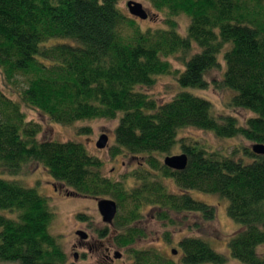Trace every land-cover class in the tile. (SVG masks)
<instances>
[{
    "label": "trees",
    "instance_id": "obj_1",
    "mask_svg": "<svg viewBox=\"0 0 264 264\" xmlns=\"http://www.w3.org/2000/svg\"><path fill=\"white\" fill-rule=\"evenodd\" d=\"M118 1L0 0V76L18 98L0 87V171L19 175L35 163L71 194L115 200L111 229L107 226L100 236L111 232L113 243L131 255L129 264H224L227 256L198 236L178 240V262L155 248L133 247L144 236L139 226L144 208L173 226L183 224L187 213L212 221L215 207L187 190L215 194L227 199L228 216L240 224L227 242L230 256L243 264H264V251L259 252L264 245V156L251 146L225 156L178 138L179 130L194 127L219 138L264 143V0H146L164 12L166 26L145 30L117 7ZM180 14L189 18L185 35L177 31ZM222 51L224 70L212 84L232 91L228 104L234 109L254 113L242 125L230 114L214 116L209 100L184 90L209 87L206 74L220 67ZM177 54L182 70L168 60ZM168 74L183 88L169 101L158 102L141 90ZM22 105L62 126L121 113L109 155L141 160L132 172L112 179L82 142L39 138L41 124L27 120ZM90 130L88 125L78 128L79 133ZM177 143L187 155L181 170L156 156L172 152ZM239 152L247 162L237 157ZM164 179H172L178 190L169 191ZM180 214L183 223L175 218ZM76 217L86 220L82 213ZM52 218L45 196L0 178V261L66 264V253L48 230ZM171 238L164 231L167 243Z\"/></svg>",
    "mask_w": 264,
    "mask_h": 264
},
{
    "label": "rangeland",
    "instance_id": "obj_2",
    "mask_svg": "<svg viewBox=\"0 0 264 264\" xmlns=\"http://www.w3.org/2000/svg\"><path fill=\"white\" fill-rule=\"evenodd\" d=\"M128 0H119L118 8L125 14L130 15L127 9ZM143 5V8L148 13L146 19L135 20L142 30L147 28H161L166 25L163 23L165 17L163 11H157L152 8L146 0H135ZM131 16V15H130ZM178 22L177 31L181 35L186 34L189 18L185 14H180L175 17ZM57 39H52L54 41ZM50 41V42H51ZM223 51L218 54V61L221 63L219 68L212 69L207 72L206 78L211 83L206 89L185 88L196 96L209 100L212 104V113L214 116L230 114L237 118L239 124H244L246 118L253 116L254 113L247 109L233 108L230 106L229 99L232 91L214 86L213 81L220 80L224 70V62L222 58ZM181 55L177 54L169 56L173 68L182 70ZM0 87L13 99H18L16 94L4 84L0 76ZM176 83L173 75H160L155 78V83L150 87H143L141 90L148 93L149 96L158 102H166L172 98L176 92L182 90ZM27 120L38 122L42 126V131L39 138H50L58 141L75 140L82 142L88 153L100 157L102 160V173L112 179H121V175L126 172H132L137 167V162L141 159L138 157H130L120 154L115 157L109 155L108 147L114 143V129L119 123L121 113L114 119H84L78 120L70 126H62L50 121L47 116H44L40 111L22 105ZM89 126L90 132L79 133L78 128ZM108 135V143L104 148H97L96 141L101 135ZM178 138L182 143L193 144L197 143L208 151H217L225 156L230 154L236 147L252 145L251 142L244 140L242 137H216L212 131L201 130L192 127H186L178 132ZM172 152L156 154L158 159L163 162L167 155L182 153L180 144L177 143ZM241 155L239 152L237 157ZM236 157V158H237ZM243 162L248 159L245 156H240ZM0 178L14 179L21 184L33 187L40 195L47 198L49 210L53 214L48 230L52 234L67 255L66 264H129L131 255L126 249L116 246L112 240V233L106 236H100V232L107 226L111 229L110 224L102 221L101 215L97 209V198L81 197L71 194L70 188L60 183L54 182L48 171L41 165L30 163L25 166L23 173L19 175H11L0 171ZM163 183L171 192H176L177 186L172 179H164ZM189 195L206 204L215 207V219L212 221L202 220L199 214L187 213L184 223L181 221V214L175 216L178 222L183 224L176 226L163 224L155 218L153 209L150 207L144 208V217L140 221L139 226L142 227L144 236L138 239L133 245L137 249L155 248L161 254L172 257L176 262L179 261L181 255L178 240L184 235L202 237L208 244L217 252L227 256L224 264H243L240 261L232 258L227 250V242L229 237L240 228V224L232 220L227 213L228 201L226 198H221L215 194L204 193L195 189L187 190ZM7 213V211H3ZM82 213L86 216V220L77 219L76 215ZM184 216V215H183ZM197 224V225H196ZM81 229L87 233V239H80L75 231ZM171 233V242L167 243L163 239L164 231ZM264 251V245L259 246V252ZM119 257H115L116 254ZM76 255V257H74ZM0 264H18V262L0 261ZM200 264H215L212 262H203Z\"/></svg>",
    "mask_w": 264,
    "mask_h": 264
},
{
    "label": "water",
    "instance_id": "obj_3",
    "mask_svg": "<svg viewBox=\"0 0 264 264\" xmlns=\"http://www.w3.org/2000/svg\"><path fill=\"white\" fill-rule=\"evenodd\" d=\"M127 9L130 15L135 16L139 19H146L148 16L147 11L143 8V5L140 2L135 0L127 1ZM108 143V135L106 133H101L99 138L96 141L97 148H104ZM251 149L255 154L264 156V143H253ZM163 164L173 170L184 169L187 164V155L184 151L180 154L167 155L163 159ZM117 204L115 200L111 198H99L97 200V209L101 215L102 221L106 224H111L116 213H117ZM75 234L79 236L80 239H86L87 233L81 229L75 231ZM76 257V255H74ZM115 257H119L117 253Z\"/></svg>",
    "mask_w": 264,
    "mask_h": 264
},
{
    "label": "flooded vegetation",
    "instance_id": "obj_4",
    "mask_svg": "<svg viewBox=\"0 0 264 264\" xmlns=\"http://www.w3.org/2000/svg\"><path fill=\"white\" fill-rule=\"evenodd\" d=\"M87 239V238H86Z\"/></svg>",
    "mask_w": 264,
    "mask_h": 264
}]
</instances>
